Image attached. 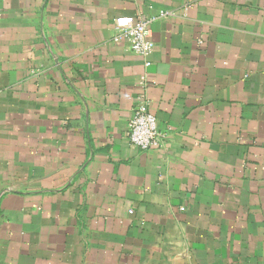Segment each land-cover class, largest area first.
<instances>
[{
    "label": "crops",
    "instance_id": "crops-1",
    "mask_svg": "<svg viewBox=\"0 0 264 264\" xmlns=\"http://www.w3.org/2000/svg\"><path fill=\"white\" fill-rule=\"evenodd\" d=\"M0 264H264V0H0Z\"/></svg>",
    "mask_w": 264,
    "mask_h": 264
},
{
    "label": "built area",
    "instance_id": "built-area-1",
    "mask_svg": "<svg viewBox=\"0 0 264 264\" xmlns=\"http://www.w3.org/2000/svg\"><path fill=\"white\" fill-rule=\"evenodd\" d=\"M165 14H161L163 17ZM155 18L121 16L113 21V26L123 34L131 52L141 57L145 66H149V56L154 45L150 36V23ZM127 139L138 150L148 151L163 147L164 135L157 127V121L148 111L147 102L139 99L128 122Z\"/></svg>",
    "mask_w": 264,
    "mask_h": 264
}]
</instances>
